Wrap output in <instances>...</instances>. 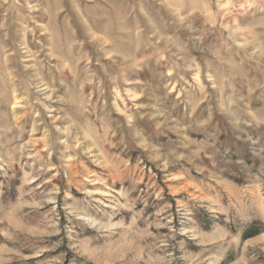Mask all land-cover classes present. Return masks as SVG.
Instances as JSON below:
<instances>
[{
    "label": "rangeland",
    "instance_id": "374dc122",
    "mask_svg": "<svg viewBox=\"0 0 264 264\" xmlns=\"http://www.w3.org/2000/svg\"><path fill=\"white\" fill-rule=\"evenodd\" d=\"M261 160L264 0H0V264H264Z\"/></svg>",
    "mask_w": 264,
    "mask_h": 264
},
{
    "label": "clouds",
    "instance_id": "9594fccd",
    "mask_svg": "<svg viewBox=\"0 0 264 264\" xmlns=\"http://www.w3.org/2000/svg\"><path fill=\"white\" fill-rule=\"evenodd\" d=\"M145 144H146V140L142 139L141 142L137 146L144 147ZM238 164L240 165L241 171L243 172L244 168L246 167L244 161L243 160L238 161ZM261 165L264 166V160H261ZM122 195L126 196V193L122 192ZM124 206L125 205H120L118 200H116L113 204V207L115 209H120ZM129 206H131L130 203H129ZM251 211H252V214H255L254 208ZM219 213H228L229 214L228 221L225 223H220ZM240 213H241V206H229L228 209H225L223 208V206H220L207 214V221L211 222L209 224V223H206L204 213L199 212V210L196 208L193 209V214L197 219L200 220V225H205L211 228H220L222 230V235L210 241L212 243L218 244V247L221 249L224 248L227 244H229L231 240L233 239L232 237L233 228H235L237 231L242 230L244 224H243V219ZM108 221H109V224H111V217H108ZM184 222L195 224L196 221L193 218V216H188ZM77 224L80 227H84V225L79 220L77 221ZM97 224L99 225V221L97 222ZM71 242H72V235H71V232H69V243Z\"/></svg>",
    "mask_w": 264,
    "mask_h": 264
},
{
    "label": "trees",
    "instance_id": "16d2710c",
    "mask_svg": "<svg viewBox=\"0 0 264 264\" xmlns=\"http://www.w3.org/2000/svg\"><path fill=\"white\" fill-rule=\"evenodd\" d=\"M255 233H253V232H246V234L244 235L245 237H250V236H252V235H254Z\"/></svg>",
    "mask_w": 264,
    "mask_h": 264
}]
</instances>
